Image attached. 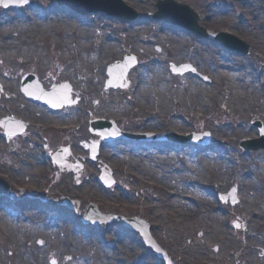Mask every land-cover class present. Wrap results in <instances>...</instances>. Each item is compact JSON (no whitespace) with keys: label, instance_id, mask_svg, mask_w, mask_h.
Here are the masks:
<instances>
[{"label":"rangeland","instance_id":"obj_1","mask_svg":"<svg viewBox=\"0 0 264 264\" xmlns=\"http://www.w3.org/2000/svg\"><path fill=\"white\" fill-rule=\"evenodd\" d=\"M154 1L126 0L125 2L137 11L140 19L149 20V12L153 10ZM185 1L202 10L209 4V10L202 12L207 16L204 18L203 26L214 31H234L237 35L239 34L238 36L246 40L244 43L249 46L250 52L237 54L226 51L221 44L220 46L213 41H208L207 46H212L219 51V60L222 57L229 59L232 63H235V66L231 67L229 65L219 64L217 63L219 60L215 59L214 64H212V57H210L211 64L205 65L206 57L209 56L208 53L211 52L212 54L214 50L203 47L206 45L196 35L184 36L182 42H189V44L184 45L182 48L183 54L180 51L178 52L175 45L169 47V51L172 53L171 58L167 51H163L164 46L159 42L163 38H171L166 34V30H169L167 27H160L154 24L148 25L149 27H147L144 25L146 23L140 22L138 23L139 25H136L134 22L131 24L124 19L109 18L100 14V16H91L85 23L74 20L70 21V19L66 18L65 12L61 11L62 13L53 14L57 12L55 0H31V6L34 8L32 12L27 8L9 10L0 8V19L2 18L4 21H0V31H4L5 29L14 30L15 28L21 30L20 26L25 30V32L21 33V36H18V33H14L12 36L15 37L16 35L17 43L20 44L22 42V47L10 48V42H5V39L0 38V81L3 82L1 84H3L5 89V94L0 98V116L22 113L24 114L22 115L24 118L27 116L28 120L35 122H45L50 118L46 123H51L54 118L58 117L61 125H65L66 123V126H69L71 125L69 122H78V115H75V110L79 114L80 108L81 110L89 111L91 116L96 117V115L102 114L103 116H110L116 119L117 116L115 115H124L126 108L129 106L126 111L134 118L125 119V121L120 122V125L124 129L134 133L152 130L148 126V121L156 119L155 122H158V124L155 126L159 128H155L154 126V130L158 131L157 129H160L159 132H162V134H174V132L170 131L169 126H171L175 117L177 118V113L182 110H187L190 112V116L183 119L189 131L185 135L193 132H206L212 137V142L207 152H201L200 150L202 148L197 145H189L186 150L179 149L172 154H166L165 152H156L157 154L138 152L142 148L147 149L150 147V145H141L140 143V145L138 144L139 147L126 143V145L117 147L115 153L122 160L117 161L118 167L115 168L116 172L112 174L115 185H117V189L114 191L102 187L93 178V175L90 177L91 181L88 182L89 184L86 183L87 181L81 184H74L72 182V175L67 174L66 171L62 172L56 167L54 168L47 160L45 167L36 166L35 163H33L32 167H29L31 165L30 163L26 165L25 160L28 156L32 158V156L38 153L35 151V144L38 142L42 143L44 140L41 139L42 132L40 131L27 129L24 134L25 136L15 138L17 139V143L13 141L12 150L11 148H7V146L4 147L6 145L5 142L0 140V169L2 167L4 171L12 172L15 175L19 174L17 176L35 173L37 175L36 178V175L34 176L35 181L42 188L40 189L42 191L38 192L37 195H29L25 192H18L15 195L18 197L28 196L29 200L32 198H44L49 202V206L45 207H42L41 204H33L32 207L37 212L31 215L33 218L30 220L35 221L38 215L43 219H47L49 209H53L55 214L49 217V223H52L51 220H54V222L48 225H54L56 227L59 225L61 228L54 231L53 237L45 231H36L35 228H31V230H19L18 233L23 234L25 240L22 249H25L27 245L30 249L37 250V242L40 240L45 242L41 236L48 237L53 242L52 238L57 233L61 235L62 232L67 236L65 238L69 244L68 246H72V243L73 245L77 243V246L72 249V253L67 251L60 253L64 254V257L68 255L70 257L68 261L71 263H67L60 254H57V256H55L56 254L53 255L54 250L51 247H47L44 257L42 256L41 258V260L44 258L45 264L162 263L145 249L135 234L134 236L136 238L133 234L126 233L128 230H121L119 227L114 228L120 230L116 233L118 237L121 234L122 236L126 234L135 238L138 241V245L126 247L125 243L130 244L128 241L130 238L123 239L124 243L117 246L118 252H116L115 256L113 253V261H104V254L97 253L98 247L93 244V229L88 226L82 227L80 220L73 224L75 218L72 213L65 211L61 213L59 211L57 204H59L60 198L64 197V193L66 192H72L77 195V199H73L78 200L80 203L78 210L80 211L79 215L81 217H83L87 210L86 206L93 199V202L98 203L104 209L103 212L129 218L138 215L148 218L153 223L154 229L160 228L156 232V236L159 242L171 254L172 264H204L205 260L209 259L221 262H223V259H227L225 263L232 262L231 264H250L254 261L255 264H264V219H262L261 215L264 212V150L250 153L244 152L240 148V143L244 139L238 140V131H240L238 129L245 130L243 132H246L251 138L257 140L259 138V131L254 128L253 124L261 122L264 125V97H260L259 95L264 90V0H227L225 3L228 10L223 12L218 9L216 3L223 2L224 0ZM229 13L231 14L230 18L226 16ZM66 21L72 23L66 25ZM17 22H23V24L18 26ZM241 23L245 24L247 28V31L243 32L244 34L240 32ZM141 30L146 32L141 33ZM111 41H115V43ZM108 45H117L119 47V53L112 58L105 57L101 60L104 49ZM141 48L144 49L140 50ZM206 48L210 49V51ZM144 53L150 55L148 59L144 57L147 56ZM127 54H132L139 60V65L129 76L130 84L128 89L108 90L105 86L107 67L114 62L122 61V57ZM89 58L92 59V62L93 58H95L96 64L94 68ZM153 64L156 69L151 66ZM173 65L175 67L190 65L194 72L183 75L173 74ZM158 67L166 72L164 76L170 79V87L173 88L171 92L172 94L175 92L176 95L171 102L172 106H174L171 110L172 114L170 113L168 117L166 116V119H163L165 112L158 110L152 112V109L156 105L151 107L150 112L144 107H140L141 111H138V109L134 110V103L139 98L138 89L139 91L141 90V85H139L140 81L145 78L158 77L160 74L157 72L161 70H157ZM52 68H55L54 70L57 71L55 75H60L61 78L63 77V79L70 81L76 87L75 91L77 92L78 90V93H80V95L75 94L76 99L78 100V97L82 98V101L79 99V103L75 104L74 107L65 109L64 114H61L62 111L51 114L46 108H34L19 95V82L22 78L21 73L33 72L36 75L43 76L45 73L51 72ZM148 68L151 69V72ZM153 69L154 71H152ZM242 70L245 72L243 74L244 78L251 83H255V95H259V100L255 99V106L249 109H245L243 106H238L235 102L229 101V96L224 95L227 85L233 91L237 90L242 92L232 82V79H236L238 75L232 76L229 74ZM144 71L146 72L144 73ZM223 71L226 73H223ZM222 74H226V76ZM87 77L91 79L87 80ZM183 79L188 80L192 84L188 85L192 88L196 86L195 88L197 89L193 88L195 92L203 90L204 98L212 94L210 99L213 98L216 100L212 109L204 110L206 106L199 109L198 105L191 103L187 95L188 91L180 90V88L186 87L183 86L185 84H179ZM79 82L81 84L83 82L88 83L87 87H81L77 84ZM188 90L190 92V89ZM96 91H99L97 92L98 95H95ZM148 91L155 99L159 98V93L155 90L148 89ZM239 96H242L244 101H246L245 98L248 99L245 92L240 93ZM110 97H114L115 99ZM195 99L193 100L197 103ZM178 100L181 101L179 105L177 104ZM139 101L144 103L143 100ZM145 101L147 102V100ZM245 103L247 105L250 104L249 102ZM192 106L195 107L194 112L191 110ZM99 109H102V112H99ZM116 109H119V111ZM50 115L54 116L50 117ZM79 120L84 119L80 118ZM83 126L84 129L81 132L72 130L69 133H64L65 131L61 128L57 131L50 130L52 133H49L48 137H45V140L50 145L52 151H58L61 148L76 147V155L83 156L86 151H84L80 139L83 141L89 140V142L91 140H98L94 136L92 137L87 122L81 125V129ZM27 134L28 136H26ZM176 134L179 135L178 133ZM224 137L226 138L224 139ZM217 146L225 147L226 154H230V160L228 158L226 159L229 163L228 166L226 165L228 170L224 168V172H222L221 164H218L220 166L217 169L214 167L217 163H220V158L217 156L223 153V151L218 152L219 148H216ZM132 152L135 154H132ZM183 152H185V155ZM38 155L36 157H39ZM132 155L144 157L148 155L149 161L143 164L139 163L138 165L130 164L127 159L132 157ZM221 159H224V157L222 156ZM98 160H96L95 166L101 165L98 163ZM75 162L78 163L77 160ZM189 162L193 163L192 167ZM82 163L89 166L90 171L93 172L94 164L92 162L86 163L82 160ZM244 168H248L249 170L245 171L243 170ZM3 170L2 172H4ZM39 172H44V174L42 173V176H39ZM154 172L158 183L155 180L157 184L152 185L151 182L153 183V179H151V174L154 176ZM84 174L86 175L87 173L85 172ZM181 174L184 176V179L180 177ZM54 176L55 178H53ZM224 177L230 178L226 192L233 188L240 189V187L246 184L243 183L246 181H252L254 183L251 186L245 187L249 193L252 188L255 190V192L252 191L254 199L251 201H255L256 206L250 204L251 210H246L245 208L246 195L243 196L242 193H239L241 204H239L235 211L236 215L243 213H250L251 215L249 218L244 217L247 222V230L245 232H238V235H240L238 239L231 238L232 228L230 222H228L233 217L231 216L233 212L229 208H233L222 204L219 200V196L226 193L224 192L225 189L223 190L221 186L224 184L221 183ZM163 180L164 183L161 184L160 182ZM32 182L34 183V179H32ZM217 182L221 187L217 185ZM188 183L202 190V195L210 193L214 197L209 198V200H214L216 201V205L218 204L214 206L212 211L219 210L217 213V215L221 216L219 220L216 221V219H213V222H211L207 218L208 215L205 214L200 217L191 218L188 217L183 209L179 206L177 207L173 197H176V192L178 195L183 194L185 192L184 184ZM197 183H201L203 188L198 187L196 185ZM243 187L241 188L242 191L244 189ZM219 188L223 193H220ZM50 192H55V195L51 199H49ZM183 197L178 198V202L183 200ZM7 199H5V203H0V206L4 207L3 212L6 215L13 217L8 222H0V247L4 250L2 253L3 261L6 264H34L35 256H31L30 261H28L22 250L11 245L14 242L9 243L8 235L16 234L11 231V224L25 226L28 223H24L23 221L25 220L21 217L14 216L15 211L20 207L15 210L16 206L13 203L11 204ZM42 208L45 209L46 213H43ZM254 208L258 209V214L253 212ZM30 212L32 211L30 210ZM225 213L226 217L224 218ZM64 216H68V219H70L67 224ZM60 217H62L61 219L64 222H57ZM62 223L65 225L63 226ZM30 224L33 225L32 223ZM79 228H83L84 232H75ZM242 234H247L250 239L242 242ZM108 238L109 236L106 237L104 234L101 237V239L106 241ZM31 240L35 244L32 245ZM220 243L222 244L223 251L218 250V252H214L213 244ZM246 243L249 244V250ZM99 244H102L101 241L100 243L98 242ZM54 246L58 248V245ZM100 247L103 248L102 246ZM233 249L237 253L231 255L229 250ZM58 250L60 249L58 248ZM127 252L132 253L133 257H130L129 255L131 254ZM41 260L38 261V264H42Z\"/></svg>","mask_w":264,"mask_h":264},{"label":"bare ground","instance_id":"obj_2","mask_svg":"<svg viewBox=\"0 0 264 264\" xmlns=\"http://www.w3.org/2000/svg\"><path fill=\"white\" fill-rule=\"evenodd\" d=\"M33 9L34 8L32 7L31 10H33ZM70 15L73 16L76 19L78 18L75 15H72V14H70ZM226 16L228 18H230V15H226ZM1 19H0V21L1 22H4L3 19L2 20ZM4 19H6V18H4ZM70 21H72V20H70ZM70 21H66L65 22L66 25L67 24H71L72 22H70ZM139 22L142 23L144 21L143 20H140ZM242 23L240 24V29H241L240 32H242L241 34H244L243 32H246L247 31V28L245 27V24H242ZM22 24H23V22L22 23L21 22H19V23L17 22V25L18 26H20ZM31 25L33 26V24H31ZM140 27H142V26H140ZM20 28H21V30L20 29H16V28L14 30H10V29H5L4 31L1 30L0 31V38L1 39H5L6 40L5 42H10V44H9V47L10 48H17L19 46L22 47L21 46V45H23L22 42L20 44L17 43L16 35H15V37H12L14 35V33H18V36H21V33L25 32V30H24V28L22 26H20ZM167 28L169 30H166V34L168 36H170L171 38H163L162 41H159L160 44H162L164 46V50L163 51H167L170 54V57H171V54L172 53H171V51H169V47H173L175 45L176 48L178 49V52L180 51V53L183 54L184 52L182 51V48L184 47V45H188L189 42H185V41L182 42V39L184 38V35H182V33H181L182 30L179 29V28L173 29V28H170L168 26H167ZM144 32H146V31L141 30V33H144ZM21 39H22V37H21ZM111 42H114L115 43V41H111ZM203 47H208V48H211V49L214 50V52L212 54H211V52H209V53L207 52L209 56L206 57L207 59H206V64L205 65L211 64L210 57H212V60H213L212 64H214L215 60H219V56L220 55H219V51L216 48H214L212 46H207V45L206 46H203ZM208 48H206V49H208ZM143 49L144 48H141L140 50H143ZM208 50L210 51V49H208ZM146 51H145V53H146ZM118 53H119V47L117 45H108L104 49V52L102 54L101 60L104 59L105 57H111L112 58L114 55H118ZM145 53H144V55H147V56H144V57L146 59H148L150 55L149 54H145ZM94 59L95 58H93V62H92V59L89 58L90 63L91 62L93 63V68H94V65L96 64V61ZM217 63L222 64V65H225V66H228V65L231 66V67H234L235 66V63H232V61H230L229 59H225L223 57L219 61H217ZM151 66H153L156 69V67L154 66V64L151 65ZM158 69H161V68L158 67L157 70ZM148 70L151 72V69L148 68ZM152 71H154V69ZM242 71H238V72H234V73H229L232 76L238 75V77L236 76L237 77L236 79H232V82L236 86V88L237 89H241L242 92L237 91V90H234L233 91L232 88L227 85L226 86V89L224 91V95L225 96H229V101L235 102L238 106L241 105L245 109L246 108L249 109L252 106H255V99H258L259 100V95H260V97H264V90H262L259 93V95L258 94L255 95V86H254L255 83H253V82L251 83L248 80H246L244 78V75H243V74H245V72L244 71L242 72ZM145 72L146 71H144V73ZM157 73L160 74L158 77L157 76H154L152 78L150 77V79L149 78H147V79L145 78V79H142V81H140V84L139 85H141V90L139 91V89H138V96H139V98L134 103V106H135L134 107V110L135 109H138V111H141L140 107H144L147 111L150 112L151 107L156 105V107L154 109H152V112H154L155 110L165 112L164 113V116H163V119H166V116L168 117L170 115V113L172 112L171 110L174 108V106H172L171 102L173 101V97H175L176 95H175V92L173 94L171 92V90L173 88L170 87V79L169 78H166L164 76V75H166V72L163 71V69H161L160 72H157ZM223 73H226V72L223 71ZM251 73H253V72H251ZM79 74H81V73H79ZM222 75L223 76H226V74H222ZM90 79H91L90 77H87V80H90ZM227 80H231V79H227ZM191 81L195 83V81H193L192 79H191ZM77 84L80 85L83 88H86L88 83L83 82V84H85V85H83V84H81L79 82ZM179 84H185L183 86H186L188 89H190V92H189V90L186 87L185 88H180V90H184L185 92L188 91V94L187 95L189 96L190 101H191L192 104L198 105V108L199 109L202 108V107H205V106L206 107L204 108V110H209V108L212 109V107L214 106V103L216 101L213 98L210 99V97L212 96V94H209L208 97L204 98V96H203V94H204L203 90L202 91L201 90H198L197 92H195L193 88H195L196 86L195 87L193 86V88H192L190 85H188V84H191V83L188 80H185V79H183L182 82H179ZM148 89L155 90L157 93H159V98L155 99L153 97V95L151 93H149ZM195 89H197V88H195ZM97 92H99V91H96L95 92V95H98ZM229 92H232V93H229ZM243 92H245L246 95L248 96V99L245 98L246 101L243 100V97L242 96H239V94L240 93H243ZM235 93H237V94H235ZM77 94L80 95V93H78V90H77ZM95 95H94V97H95ZM110 98L115 99L114 97H110ZM194 98H196L195 100L197 101V103L194 102V100H193ZM139 100H143L144 103L140 102ZM145 100H147V102ZM245 102H249L250 104L247 105ZM177 104L178 105L181 104V101L178 100L177 101ZM128 108H129V106L126 108V110H128ZM160 109H162V110H160ZM116 110L119 111V109H116ZM126 110H125L124 114L127 113ZM191 110H192V112H194L195 111V107L192 106ZM98 111L99 112H102V109H99ZM128 114L129 113H127V115H124L123 117H127ZM140 114H141V112H140ZM75 115H78V117H77L78 120L80 118L84 119L80 123L87 122V120L92 119L91 115L88 112H87V115H85V111L84 110H80V113L79 114L75 110ZM96 116H98V118H102L103 117L102 114L101 115H96ZM115 116H117V118H121V116H119V114L118 115H115ZM189 116H190V112L187 111V110H182L181 112L177 113V118L175 117V119L173 120L171 126H169L170 131H172L174 133H178L179 135H183V136L185 134H187V132L189 131V129L186 128V124H185V120L184 119L187 118V117H189ZM93 119H95V116H93ZM109 120H112V119H109ZM155 121H156V119H153V121L152 120L148 121L149 122L148 123V126L152 128V130H150V131H154V128L153 127L158 124V122L156 123ZM151 122H153V123H151ZM80 123H78L77 125H79ZM169 123H171V122H169ZM155 128H159V127L155 126ZM66 130L67 131L71 130V127H66ZM157 130H160V129H157ZM238 130H240V131H238V133H239L238 140H240V139H246V138H251V136H249L248 134H246V132H243L245 130H241V129H238ZM221 137H223V136H221ZM225 138L226 137H224V139ZM165 148H166L165 146H159V147L150 146L149 149H141V150H138V152H147V153L150 154V153H155L154 151H156V150L158 152L160 149H165ZM187 148H188V146L181 148V150L184 151ZM216 148H219V151L218 152L223 151V153H221L219 155L220 157L217 156L218 158H220V163H217L214 167H215V169H217L220 166L218 164H221V166H222V172H224L223 171L224 168L228 170V168H226V165L228 166L229 163L227 162L226 159L228 158L230 160V154L229 155L226 154L225 147H223V146H220V147L217 146ZM115 150L116 149H113V148H110V147L103 149V151H104L103 158L106 159L107 162L113 163L114 164L113 166H116L117 165V163H118L117 161L118 160L119 161L122 160L121 157H118V155L115 153ZM168 152L169 151H167V153ZM132 154H135V153H132ZM183 154L185 155V152H183ZM222 156L224 157V159H221ZM127 161L130 164L132 163V164L138 165L139 163L143 164L144 162L149 161V159H148V155L146 157L139 156V155H132V157H129L127 159ZM61 162L63 163V161H61ZM189 164L191 165V167L193 166V163H190L189 162ZM183 170H185V169H183ZM243 170L248 171L249 169L248 168H244ZM140 174H142V173L140 172ZM182 174H181L180 177L184 179V176ZM176 178H177V175H176ZM229 179L230 178H225V177L222 178V180L225 181V182L221 181V183L226 184L225 185L226 186L225 189H227V186L229 184ZM243 183H246L245 185H243L244 187L242 186L244 189L242 191V189H241L242 187H240L239 192H240V194L242 193L243 196L246 195V200H245L246 206H245V208H246V210H251L250 204L255 205V201H251V200L254 199V197L252 195L253 194L252 191L255 192V190H253V188H252L250 190V193H249L246 190L245 187L251 186L254 183H252V181H246V182H243ZM196 185L198 187H200V188H203L201 186V183H197ZM217 185L219 186V183L218 182H217ZM184 190H185V192H183V194H186V196H184L183 197V200H181L180 202H178V199H176L175 200V204L177 205V207L179 206L181 209H183L188 216H190L192 218H195V217H200L203 214H205V215H208L207 218H208V220L210 219L211 222H213V219H216V221L220 219L221 216L217 215V211H215V212L212 211L213 208H214V206H217L218 204L216 205V201L209 200L210 193L209 194L202 195V192H203L202 190H200L199 188H197V187H195V186H193L192 184H189V183L188 184H184ZM201 196H202V198H201ZM180 198H182V197H180ZM0 200H1L0 203H2V202L5 201L4 199L3 200L0 199ZM200 200H203V201H200ZM209 201H212V202H209ZM41 206H44V205H41ZM3 210H4V207H1L0 206V222L1 221H7L8 222V220L10 218H12L13 216L6 215L5 212H3ZM48 212H49V216H52V215L55 214V211L53 209H49ZM253 212H255L256 214H258V209L257 208H254ZM36 215H38V214H36ZM245 215L250 216L251 214L250 213H245ZM261 215H262V219H264V212L261 213ZM205 218H206V216H205ZM63 221L64 220H62V222ZM49 222H50L49 218H48L47 221H44V219L42 217H40V215H38L36 217V220L35 221H31L30 222L33 225H31L30 223L26 224L25 226L11 224V229H12L11 231L14 232V233H16V234L12 235L14 237V239L11 240V243H13V242L14 243L11 244V245L12 246L14 245L19 250H22L23 254L26 255L28 261H30L29 259H31V256H33V257L35 256L36 257V260H35V263L34 264H36L39 260H41L42 256L44 257L45 249L47 248L48 245L46 244L44 248L39 249V250L38 249L37 250L36 249H32V248L30 249L29 247H27V245H26L25 249H22L23 248V245L25 243L24 242L25 240H24L23 234L18 233V231L19 230H31V228H35L36 231H45V232H47V234H49L50 236L53 237L54 231L56 229L59 230L60 226L56 227L54 225H50V226L44 225V224H48ZM53 222L54 221H52V223ZM59 222H61V220H59ZM67 222H68V220H67ZM67 222H66V224H67ZM63 225H65V224L63 223ZM61 235L59 233H57L56 236L54 238H52L53 245H58V248L60 249L59 250L60 253L61 252H65V251L72 253V249H74L77 246V243L74 244V245L72 243V246L71 245L68 246L69 244L66 242L67 241L66 240L67 236L63 232H62ZM125 246L126 247L127 246H131V244L125 243ZM26 250H28V251L26 252ZM3 252H4V250L0 247V264H6L3 261V256H2V253ZM115 254H116V251H114V256H115ZM60 256L63 257L64 260L67 263H71V262L68 261V259L70 258L68 255H66L64 257V254H60ZM104 256L106 257V256H108V254L104 252ZM17 258H19V256H17ZM41 262H42V264H45L44 263V258H43V260H41ZM73 264H78V263H73Z\"/></svg>","mask_w":264,"mask_h":264},{"label":"water","instance_id":"obj_3","mask_svg":"<svg viewBox=\"0 0 264 264\" xmlns=\"http://www.w3.org/2000/svg\"><path fill=\"white\" fill-rule=\"evenodd\" d=\"M8 1H10V0H8ZM66 3L70 4L71 6H74L76 9L79 8L80 10L86 11L88 13L104 12V13L111 15V16H121V17H126L129 19H135L136 18V13L133 12L129 7H127L122 2V0H69ZM79 9H77V10H79ZM158 17L163 18L164 16L158 15ZM134 64H135L134 59H127L126 64H119V65H116L115 67H113L109 72V75L111 77L110 84L112 83L113 85H116V84L121 85L122 82L126 79L129 70L133 67ZM44 98L47 100V97H44ZM103 128H105V127L100 126V125H96V126H94V131H98V130L103 129ZM107 128H109V126H107ZM263 141H264V138L261 142H263ZM249 145H251V143L245 144V145H243V147L245 149H250ZM251 148H252V146H251Z\"/></svg>","mask_w":264,"mask_h":264},{"label":"flooded vegetation","instance_id":"obj_4","mask_svg":"<svg viewBox=\"0 0 264 264\" xmlns=\"http://www.w3.org/2000/svg\"><path fill=\"white\" fill-rule=\"evenodd\" d=\"M15 116H17V117H20L21 115H20V113H16V115ZM51 116H54V115H50V117ZM49 119L50 118H48L47 120L49 121ZM52 123L53 124H61L60 123V121L58 120V117H56V118H54V120L52 121ZM66 124V123H65ZM25 136V135H24ZM26 136H28V134L26 135ZM23 137V136H22ZM13 139L11 140V141H14V142H16L17 143V139H15L14 137H12ZM28 139V138H27ZM26 139V140H27ZM20 142H22V141H20ZM19 143V142H18ZM12 144H13V142H12ZM43 149V146H42V144H40V143H36L35 144V150L36 151H38V150H42ZM15 153H17V152H15ZM14 153V154H15ZM37 155H34V156H32V158H30V159H26L25 160V164L26 165H28V163H30L31 165L29 166V167H32V165H33V163H35V165L36 166H41V167H45L46 165H45V163L44 162H41V159H39V158H37L36 157ZM73 160H74V158H72V159H69V167L70 168H72L73 167V164H74V162H73ZM31 161H33V162H31ZM1 169H2V167H1ZM0 169V172H2V170ZM69 169V168H68ZM72 170V169H71ZM4 171V170H3ZM14 172H16V171H14ZM42 173L43 172H39V176H42ZM1 175H10L11 176V178H12V182H13V184H15V185H27V184H30V183H33L32 182V179H34V182H36L35 181V178L37 177V175L35 174V173H31V174H21L22 176H17V175H19V174H17V175H15V174H13L12 172H8V171H4V172H2V174ZM36 175V176H35ZM34 176H35V178H34ZM39 184H37V187L39 188ZM221 244V243H220ZM215 252H218V249H215L214 250Z\"/></svg>","mask_w":264,"mask_h":264}]
</instances>
